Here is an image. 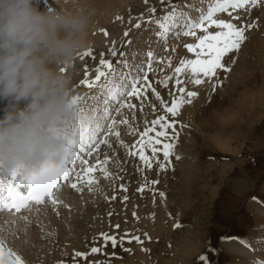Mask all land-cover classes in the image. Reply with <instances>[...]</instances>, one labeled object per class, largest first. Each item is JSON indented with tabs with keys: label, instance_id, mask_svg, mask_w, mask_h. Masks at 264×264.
<instances>
[{
	"label": "rangeland",
	"instance_id": "1",
	"mask_svg": "<svg viewBox=\"0 0 264 264\" xmlns=\"http://www.w3.org/2000/svg\"><path fill=\"white\" fill-rule=\"evenodd\" d=\"M180 1L177 0L173 4L180 3L178 6L182 7L185 0ZM129 6L132 9H140L138 2H132ZM160 6L163 5L160 4ZM127 11L130 12L129 9ZM258 11L260 10L255 8L254 12ZM122 14L126 17L125 12ZM257 19L254 18L253 21ZM260 19L258 28H253L255 32L252 31L249 37L247 36V39H251L249 46H241L242 49L240 48L239 51L243 53L238 55L236 52H232L225 58L231 71L227 73L222 70L218 71V80L222 81V86L216 87V92L212 93V84L217 82V77H214L212 82L205 80L200 95L192 99V103L195 102L194 114L190 115L192 124H183L174 118L178 121L176 131L179 133L175 152L180 156V159H172V162L173 160L177 162V168L175 169L173 165L172 176L168 178L174 179V181L167 180L168 185L165 192L169 209L180 215L185 228L173 232L170 230V225L167 229L156 223V227L161 226L162 228L159 231L160 234L156 235V237L162 238L161 244L157 247L153 246L157 249L156 253L142 264H197L199 260L197 257L200 253L208 256L209 259H218L217 264L235 263L236 261L232 260L230 255L220 248V237L225 234H233L244 235L250 239L252 235H255L254 238H260V235L261 237L263 235L261 231H264L262 223L264 221V200L250 202L251 196L258 195L264 198V61L262 58V53H264L262 50L264 13L260 14ZM110 21L102 28L108 26ZM119 31H121V36L115 40L114 47L118 51L128 54V43L126 46L123 44L128 42V36H123V29L120 28L118 34ZM105 43H107L106 39ZM107 49L108 47L105 52ZM100 52L103 53V50ZM173 52L168 56V59L173 56ZM235 56L236 58H234ZM174 57L176 59V56ZM233 59H235L234 63L231 62ZM113 62L115 63V60ZM77 63L78 60L74 68L72 93L77 92L74 97H78L80 106L86 100V104H90L88 109L90 107L94 108V111L101 109L103 99L96 100V95L101 91L100 82H97V86H90L94 78L90 85L82 89H77L75 85V75H78L77 79H79V74L83 71L90 70L92 73L99 65L87 60L84 62V70ZM176 64L177 62L172 61L171 68ZM166 75H169L168 71L163 77ZM87 79L88 77L85 75L84 81ZM179 87L170 82L166 89L160 84L159 93L169 106L174 96L179 95L177 91ZM187 90L192 91L189 88ZM236 94H240L238 102L233 100V96ZM148 97L150 100L145 104L143 112L139 108L135 112L124 113L129 124L133 122L135 126L142 129L145 127L144 121L150 116L154 115L156 118L161 115L159 109L163 110V108L160 101L151 93ZM100 104L101 107H99ZM152 105H155L157 112H153ZM133 113L135 119H133ZM110 137L112 138V135ZM226 137L231 138L228 141V149L214 143V140L222 142V138ZM124 142L130 144L128 141ZM102 155L98 159L101 162L105 159V153ZM209 156L214 159L210 160ZM92 160L94 159L91 157L90 163ZM131 166V162L127 165L123 163V169L128 167L124 171L135 173ZM101 212V209L96 212L95 219L100 218ZM258 212L260 215L257 214ZM48 214L42 223H34L29 231H22L20 228L13 229L9 224L0 221V240L12 245L5 246L2 249L3 254L7 258H12V255L19 257L21 262H17V264H30L36 258H39L38 264H51L78 248L83 252L88 251L85 247L88 246L89 240L91 242L93 233H96L97 229L90 228L87 215L82 219V213L75 208L64 219L62 216L65 213L54 207H51ZM71 214H77V216L69 219ZM102 218L104 220L103 216ZM62 225L67 228L75 227L76 234L71 235L66 243L57 232V227ZM101 225L102 223L98 226ZM103 225L105 227V221ZM188 235L195 237L197 245L194 256H190L185 262L183 255L188 247L186 244L180 243V240ZM166 237H172L169 241L170 247L167 246V242L166 245L164 244L163 239ZM85 243L87 246L84 245ZM177 253L179 254L177 255ZM58 254L61 255L56 258ZM71 255L66 257H71ZM102 257L104 258L102 255H95L89 256L88 259L99 261L103 259ZM138 258L141 257L138 255ZM135 259L136 257L131 260L135 262ZM69 264H73V262L70 261ZM79 264H87V262L80 260Z\"/></svg>",
	"mask_w": 264,
	"mask_h": 264
},
{
	"label": "snow or ice",
	"instance_id": "2",
	"mask_svg": "<svg viewBox=\"0 0 264 264\" xmlns=\"http://www.w3.org/2000/svg\"><path fill=\"white\" fill-rule=\"evenodd\" d=\"M148 2L149 0H144L145 4H148ZM160 3L164 6L162 16L156 15L157 9L155 6H149L146 14L141 13L134 25L137 29L141 27L142 22L155 26L153 36L156 48L149 46L146 53H137L141 57L138 61L135 56L130 61L124 51H118L115 47L108 50L107 55L109 58L107 59L104 58V53H100L99 66L96 68L95 79L90 86H97V82H100L99 87L103 97L102 109L95 111L94 119L90 122L76 123L71 126L66 153L60 164L48 165L38 173L26 174L21 170H17L10 175L11 181L15 182L14 184L10 182L7 185L11 208H15L19 212L21 208L27 207L29 201L42 204L45 197L51 199L52 204H56L57 200L53 198V190L58 191L62 187V182H69L73 179V176L81 180L90 192L94 191L93 185H97L98 180L95 176L89 174L94 173L96 168L87 167L84 170V176L81 177L80 173L76 171V162L79 161L80 164L86 165L88 161L82 159V155L91 156L100 144L108 143L107 139L100 138L105 131L114 134L118 138L120 132L115 130L117 121L111 119V123H108L106 128L105 122L111 118L112 113L119 114L124 108L135 109V104L130 103L132 98L141 101L140 111L143 112L149 93L160 101L164 115L157 116L150 122L145 120L143 131H138L137 128L129 124L127 118H124L120 123L128 126L129 133L132 135L138 134L140 139L130 148L124 145L122 141L120 143L122 147L126 148L128 156L138 159L137 171L142 174V183L137 191L143 193L145 190H151L154 197L153 202H155V195L159 190L154 187L149 188V185L155 186L159 183V180L149 181L143 176V173L145 170H152L155 165L159 175L172 167L173 158L180 159V156L175 152L179 133L176 131L178 121L174 118L180 114V110L186 103H191L192 99L198 96L197 92L188 91L187 85L200 86L205 83V80L212 82L213 78L217 77V82L212 84L213 91L216 87L222 86V81L218 80V71L222 70L225 73L231 71L225 62V57L232 52H238L247 39L246 32L258 27L256 21L248 19V14L251 9L264 4V0H209L206 8L196 9V15L184 11L178 5L173 4L172 0H160ZM192 7L190 4L184 5V8ZM220 13H226L228 18H217V14ZM129 22H131V18ZM210 28H215L217 31H209ZM198 32L203 33V35L198 36ZM124 35L127 36L128 32L125 31ZM181 36L196 39L197 43H189L185 47L188 52H195L197 58L180 59L179 65L174 67L172 75H166L163 79L155 81V83H159L167 89L169 81L175 76V85H183L177 89L179 95L174 96L169 106L157 91L154 82L149 79V73H154L153 65L161 62V58L157 55L158 50L163 47L167 51L169 40L179 39ZM127 43L131 42L128 41ZM197 49L199 51H196ZM172 51H175V48ZM85 55L91 56L92 53L88 52ZM231 62L234 63V59ZM167 66L172 67L170 58ZM181 75L185 79H181ZM85 83L88 82L85 81ZM73 101L77 104L78 97H73ZM151 107L155 112V105ZM133 119H135L134 113ZM181 127H184V125H181ZM150 133H154V135H150ZM157 145H161V147H157ZM97 162L107 165L109 159L106 156L102 162L99 160ZM69 165H72V167H69ZM100 172L106 180L122 179V177L110 173L106 166H102ZM3 187V182L0 181V191L3 190ZM71 187L76 189L77 183H71ZM119 187L121 190L127 191L123 184ZM20 189H24V191ZM159 196L162 201L166 199V194L162 191H159ZM111 199H115V197L113 196ZM123 199L127 200L128 197L125 196ZM252 199L256 200L257 198L252 197ZM133 217L137 221L139 220L136 212H133ZM152 218L154 219V214H152ZM113 227L119 229L120 225L116 224ZM174 227L178 228L182 225L177 223ZM143 237L144 239L141 238L138 229L134 231L124 230L122 234L119 232H101L92 238L87 252L74 250L72 262L73 264H79L80 260H83L87 264H111L113 257H119L115 251L110 254L106 252L109 246L113 250L119 248L123 252H130L131 249L125 248V244L135 242L142 246L145 240H151L146 232L143 233ZM230 239H237L241 245L252 249V245L247 239ZM259 244L261 255L253 258L250 264H264V238L259 240ZM141 250L150 251L143 247ZM95 255H102L105 260L90 261L88 259L89 256ZM198 259L203 264H210L206 255H201ZM17 261L19 262V257H17Z\"/></svg>",
	"mask_w": 264,
	"mask_h": 264
},
{
	"label": "clouds",
	"instance_id": "3",
	"mask_svg": "<svg viewBox=\"0 0 264 264\" xmlns=\"http://www.w3.org/2000/svg\"><path fill=\"white\" fill-rule=\"evenodd\" d=\"M93 13L81 0H0V175L60 164L76 117L74 68L91 46ZM21 102L24 106L20 107Z\"/></svg>",
	"mask_w": 264,
	"mask_h": 264
},
{
	"label": "bare ground",
	"instance_id": "4",
	"mask_svg": "<svg viewBox=\"0 0 264 264\" xmlns=\"http://www.w3.org/2000/svg\"><path fill=\"white\" fill-rule=\"evenodd\" d=\"M143 1L144 0H81V2L86 6V8L93 13V20H94V25L90 31V39H91L92 43H91V46L88 47L85 52L89 51V49L93 47L92 46L93 42L105 44V39H103L100 35L94 36V33L96 31H98L99 29H101L104 24L109 22L111 20V18H113V16L117 15L118 12L121 10L128 9L130 7L129 4H131L132 2H138V7L141 9L142 7H144ZM208 3H209V0H200V1L199 0H185L184 5L190 4L193 7L192 8H184V5H183L180 8H182L184 11H188L192 15H196V9L197 8H206ZM38 6L42 9L53 7L54 6V0H51V2L49 0L48 3L45 5L38 4ZM255 8H258V10H260V11H258L257 13L254 12ZM255 8L250 10V12L248 14L249 20H253L254 18L255 19L259 18V20H261L260 14L264 13V4H260V5L256 6ZM127 28H126V30H127ZM120 32L121 31H119V33ZM253 32H255L254 29H253ZM135 35H136V37L133 38V41L132 42L130 41L131 43H128L129 53L127 55H128V59L130 61L132 60V57H134V56L136 57V59L138 61L141 57L138 56L137 53H144L145 51L148 50L149 47L145 46L143 41L146 43L147 38L148 39H150V38L155 39L153 35L152 36L150 35V32H142L140 37H139V34L137 32ZM138 37H139V40L137 41L136 39ZM187 38L190 39L193 37H187ZM250 41H251V39H247L243 43L242 46L243 47L249 46ZM174 42H175V39L169 40L168 45H167V48H169L168 54H167V51H165L163 49L162 56L164 58L165 64H167L166 60L168 62V56H170L171 52H172V49L170 46ZM262 44H263L262 50H264V42H262ZM118 46H119V43L117 44V47ZM241 49H242V47H241ZM196 51H199V49H197ZM85 52H83V53H85ZM181 52H182V50H180L179 54ZM236 53L239 55V54H242L243 52L238 51ZM179 54L176 55L177 64L174 65V67L179 65V60L181 59L178 57ZM186 55H187V59H196L197 58L195 52H187L186 51ZM201 58H203V57H201ZM234 58H236V56ZM262 58L264 61V53H262ZM234 61H235V59H234ZM174 67L168 70L169 75L173 74ZM155 68H157V66H155ZM84 72L85 71H83L81 74H79L80 75L79 79H77L78 75H75V82H76L75 85H76L77 89L86 88L88 85H90L91 81L95 78L94 76L96 74V69H94L92 71V73L89 70L87 72V74L89 76L87 79L88 83H85L84 76L86 75V73H84ZM180 78L185 79L182 75ZM159 79H162V78H159ZM170 82L175 84V76H173V79L170 80L169 83ZM79 84H80V87H79ZM177 86H183V85H177ZM187 88L191 89L192 91L197 92L198 95H200V93L203 89V84L200 86H192L191 84H188ZM78 91H81V90H78ZM72 94L74 97L77 94V92L72 93ZM100 95H101V91L98 92V94L96 95V100L101 99ZM239 95L240 94H236L233 96V100L235 102H238V100H240V98H238ZM11 103H12V101L9 99L0 98V117L4 116L6 110L11 105ZM89 105L86 104V100L83 101L81 106L78 108L76 117L73 120L71 126H73L76 123H88L91 121V119H94V114H95L94 108L90 107L88 109ZM23 106H24V104H23V102H21L20 107H23ZM99 107H101V104ZM102 107H101V109H102ZM194 107H195V102L194 103L191 102L190 104L186 103V106L182 107V109L180 110V114L175 118L183 124H185V123L188 125L192 124L191 123L192 118L190 115L194 114ZM123 117H124V115H123ZM111 119H113V115H111V118L105 122V128H106V125L109 123V121H111ZM130 125H132L133 127L138 129V127L135 126L133 122H131ZM115 130L120 132V136L118 138L114 134H110V135H112V138L110 136L108 138H106L107 141L110 140V142L106 145L100 144L98 146L99 153L100 154L105 153V157L107 156V158L109 159V162L107 163V165H115L117 162H119L121 160H123V161L125 160L123 163L128 161L130 159V156H128L126 154V148L122 147L120 142L122 141L124 145H127L130 148L136 142V140H138L137 135H132L129 133V130H128L126 125L125 126H118L116 124ZM106 133H107V131L102 133L100 138L102 139V136ZM230 139L231 138L226 137L225 139L222 138V142H220L218 140H214V143H216L217 146H220L224 149H228L229 148L228 141ZM124 141H128L130 144H125ZM131 143H132V145H131ZM92 158L94 159V160H92V164H94L99 159V155L97 153H95L92 155ZM107 165H104V166H107ZM100 167H102V164ZM100 167H98V168H100ZM127 168H125L124 170H126ZM78 188H80V189L83 188L81 183L78 186ZM56 200H57L56 204L48 203L45 207L40 208L39 210L37 209L36 212H34L27 220H24L22 218L14 219L10 216H5V217L0 216V221H2L4 224H9L10 226L13 227V229L20 228L22 231H29V230H31L34 223H36V224L42 223L44 221V219L47 217V215H49L48 212L50 211L51 207H54L58 210H62V212L65 213V215L62 216L64 219L66 217H68L69 212L74 211L75 208L78 209L79 212L82 213V219H84L87 215L88 222H90V228L94 227V229H97L98 225H100L101 223L104 224V220L101 221L100 218L95 219L96 212L103 207V203L100 202L99 200H94V197H86L83 200L85 206H82L83 202L80 200H77V197L72 193V190L66 188L62 191L61 197L57 198ZM70 206H72V207H70ZM257 214L260 215L259 212ZM76 216H77V214L76 215L71 214L69 216V219L74 218ZM261 216L263 217V214H261ZM262 223L264 224V221H262ZM159 224H161V223H159ZM156 225L157 224H155V226H154V233L158 236L160 234L159 231L162 228H161V226L156 227ZM74 228L75 227L67 228L63 225L57 227V232L60 234L64 243H66L68 241V239L71 235L76 234L74 232ZM260 238H261V235H260ZM254 239H256V238L252 237L250 239H247L251 243L252 249L244 247L243 245H241L238 242L237 239H230V240L222 241L220 243V248L223 249V251L225 253H228L230 255V257L232 258V260H235L236 262L238 261L239 262L238 264H250V262L253 258H257L261 255V253L259 251V248H260L259 241L255 242ZM180 243H184L188 247L185 251V254L183 255L184 256L183 260L185 262H187V259H189L190 256L191 257L194 256V253L196 251L197 240L195 239V237L193 235H190V236L188 235L187 237L180 240ZM177 251H179V250H177ZM178 254L179 253H177V255ZM60 255L61 254H58L56 256V258L60 257ZM38 260H39V258H36V260L31 262L30 264H38Z\"/></svg>",
	"mask_w": 264,
	"mask_h": 264
}]
</instances>
